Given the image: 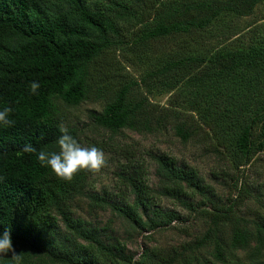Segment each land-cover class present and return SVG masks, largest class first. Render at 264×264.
I'll return each mask as SVG.
<instances>
[{
	"label": "trees",
	"instance_id": "trees-1",
	"mask_svg": "<svg viewBox=\"0 0 264 264\" xmlns=\"http://www.w3.org/2000/svg\"><path fill=\"white\" fill-rule=\"evenodd\" d=\"M121 1L126 2L108 0L110 7L91 8L86 0H0V105L12 109L10 118L14 121L11 127H0V232H10L19 264H264V225L233 219V207L224 206L215 213L197 211L189 199L209 200L208 189L196 171L177 165L167 155L151 156L158 189L152 190L147 184L145 161L126 148L117 175V198L105 193L86 195L91 210L109 209L141 232L165 229L179 219L177 214L158 208L153 202L155 195L175 200L207 221L196 248L188 245L180 252L145 248L134 259L125 252V244L106 241L73 216L72 201L83 194L90 171L80 170L71 181H64L41 166L35 154L22 151L25 144L37 152L58 151L61 128L77 140L76 131L63 126L59 104L76 107L91 100L103 104L94 124L112 134L172 130L183 143L196 136V125L180 119V110L151 104L145 95L133 90L137 82L126 78L117 50L123 43L116 40V24L129 18L123 3L137 5L145 0ZM168 1L171 5L141 30L137 42L176 36L181 37L185 51L176 52L144 78L166 79L164 84L169 89L182 81L199 90L203 83L212 89L220 85L229 98L232 88L227 90L224 83L233 80V90L243 100L239 109L235 107L229 114L197 104L199 107L192 110L215 134L216 145L221 149L233 147L234 161L246 166L264 152V36L246 48L224 52L207 49L202 35L222 14L249 16L262 0ZM111 8L122 13L115 15ZM194 44L199 52L189 51ZM32 81L40 84L35 95L29 92ZM213 151L219 153L217 147ZM241 191L244 187L238 193ZM231 219L230 237L224 243L219 227ZM207 243L212 245L208 260L182 255ZM236 251L245 255L236 258ZM0 264L16 261L9 253L0 257Z\"/></svg>",
	"mask_w": 264,
	"mask_h": 264
},
{
	"label": "rangeland",
	"instance_id": "rangeland-1",
	"mask_svg": "<svg viewBox=\"0 0 264 264\" xmlns=\"http://www.w3.org/2000/svg\"><path fill=\"white\" fill-rule=\"evenodd\" d=\"M181 1L178 0L176 3ZM135 3L128 1L123 3V6H127L130 15L127 20L120 19L116 24L119 29V36L116 40L123 43L118 46L119 49L116 47L121 55L122 66L126 70L123 72L128 80L137 82V85L133 87L134 91L145 95L151 104L157 105L160 109L177 108L180 110L183 115L179 118L188 120L189 125L195 124L197 134L185 143L177 138L172 130L154 134H138L122 130L112 134L97 127L93 121L94 116L102 111L101 100L83 102L76 107L59 104V117L63 126L76 131L77 142L82 147L94 145L102 149L105 160L101 169L95 172L90 171L83 194L72 201L73 216L81 218L106 241L125 244V252L132 255L134 259H138L145 248L161 247L168 251L177 250V252L187 249L185 247L188 245L196 248V241L204 235L207 229V221L200 213L192 212L170 198L155 195L153 202L162 211L177 214L179 219L173 221L165 229L149 232L133 229L109 209L91 210L87 206V194L105 193L109 197L117 198L119 192L117 175L120 165L124 162L125 150L128 148L129 152L135 157L142 158L147 164V184L152 190L158 189V184L154 174L155 163L151 156L167 155L177 165L196 171L208 189L209 200L189 199L191 206L197 211L203 209L215 213L224 206L233 207L230 215L233 219H245L264 225V152L257 154L246 166H239L232 157L233 147L219 148L215 142V134L202 124L203 120L197 112L192 110V108L199 107L197 104L211 105L217 107L222 113L229 114L235 107L239 109L243 105V100L239 92L233 90V80L224 83L227 90L232 88V96L229 98L220 85L218 89L215 87L212 89L203 83L202 89L199 90L191 83L186 84L182 81L177 87L169 89L170 87L167 88L164 84L166 79L144 78L147 72L163 65L176 52L185 51V47L183 49L181 37L176 36L139 44L137 39L141 36V30L149 25L157 14L164 13L171 4L168 0H145L137 5ZM86 4L91 8L95 5L110 7L108 0H86ZM109 11L115 15L122 13L116 8H111ZM202 36H204V45L207 49L211 48L210 51L221 49L225 52L236 48H246L264 36V0L255 6L249 16H237L233 13L222 14ZM186 40L189 43L187 37ZM200 50L194 44L189 51L199 52ZM140 79L144 82H140ZM213 91L216 97L213 96ZM251 102L254 107L256 101ZM203 119L212 125L209 117ZM216 147L219 153L213 151ZM243 187L244 191L239 194L238 191ZM131 200L129 198V201ZM233 223L231 219L229 223L226 222L219 227V238L224 243L229 240ZM195 248L185 251L182 255L188 254L191 257L195 255L200 260L211 258L212 245L210 243L201 248ZM233 255L241 258L245 254L236 251ZM190 264L197 263L191 262Z\"/></svg>",
	"mask_w": 264,
	"mask_h": 264
},
{
	"label": "clouds",
	"instance_id": "clouds-1",
	"mask_svg": "<svg viewBox=\"0 0 264 264\" xmlns=\"http://www.w3.org/2000/svg\"><path fill=\"white\" fill-rule=\"evenodd\" d=\"M40 84L32 81L29 85L30 94H37ZM12 109L0 105V127H11L14 121L10 118ZM57 139L58 151L48 152L37 150L31 144H25L22 151L36 155L41 166L47 167L59 179L71 181L73 176L80 170L98 171L104 166V154L97 146L82 147L77 140L67 133L63 128ZM11 256L19 264V256L13 248L10 232L5 230L0 232V257Z\"/></svg>",
	"mask_w": 264,
	"mask_h": 264
}]
</instances>
